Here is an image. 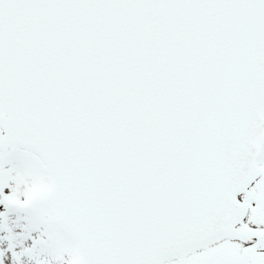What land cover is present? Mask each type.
<instances>
[{
	"label": "snow or ice",
	"instance_id": "6c2138e0",
	"mask_svg": "<svg viewBox=\"0 0 264 264\" xmlns=\"http://www.w3.org/2000/svg\"><path fill=\"white\" fill-rule=\"evenodd\" d=\"M0 264H264V0H0Z\"/></svg>",
	"mask_w": 264,
	"mask_h": 264
}]
</instances>
